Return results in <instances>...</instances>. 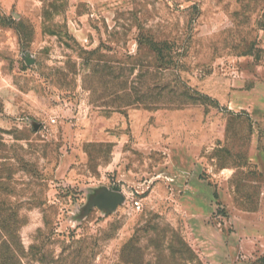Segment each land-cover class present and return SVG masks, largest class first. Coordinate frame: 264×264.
Instances as JSON below:
<instances>
[{"label": "rangeland", "instance_id": "1", "mask_svg": "<svg viewBox=\"0 0 264 264\" xmlns=\"http://www.w3.org/2000/svg\"><path fill=\"white\" fill-rule=\"evenodd\" d=\"M0 264H264V0H0Z\"/></svg>", "mask_w": 264, "mask_h": 264}, {"label": "crops", "instance_id": "2", "mask_svg": "<svg viewBox=\"0 0 264 264\" xmlns=\"http://www.w3.org/2000/svg\"><path fill=\"white\" fill-rule=\"evenodd\" d=\"M171 166L175 167L177 166V170H178V174L175 173V170L173 169V173L172 176L173 177H169V181H187V171H186V165L185 162H180V163H170ZM172 170V169H171ZM171 175V173H169ZM191 175V174H190ZM192 179H199L200 176L199 174L195 173L194 175H191Z\"/></svg>", "mask_w": 264, "mask_h": 264}, {"label": "built area", "instance_id": "3", "mask_svg": "<svg viewBox=\"0 0 264 264\" xmlns=\"http://www.w3.org/2000/svg\"><path fill=\"white\" fill-rule=\"evenodd\" d=\"M134 205H135L138 209H140V208L142 207L140 201H135V202H134Z\"/></svg>", "mask_w": 264, "mask_h": 264}]
</instances>
